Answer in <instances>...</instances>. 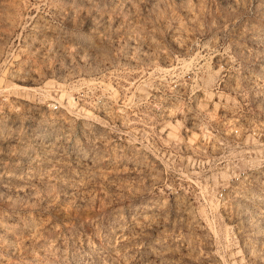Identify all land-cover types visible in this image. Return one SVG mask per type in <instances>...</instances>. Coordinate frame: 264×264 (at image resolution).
I'll return each instance as SVG.
<instances>
[{
    "label": "rangeland",
    "instance_id": "1",
    "mask_svg": "<svg viewBox=\"0 0 264 264\" xmlns=\"http://www.w3.org/2000/svg\"><path fill=\"white\" fill-rule=\"evenodd\" d=\"M0 264H264V0H0Z\"/></svg>",
    "mask_w": 264,
    "mask_h": 264
},
{
    "label": "built area",
    "instance_id": "2",
    "mask_svg": "<svg viewBox=\"0 0 264 264\" xmlns=\"http://www.w3.org/2000/svg\"><path fill=\"white\" fill-rule=\"evenodd\" d=\"M51 108H52V109H56L57 106H56L55 104H53V105L51 106Z\"/></svg>",
    "mask_w": 264,
    "mask_h": 264
}]
</instances>
